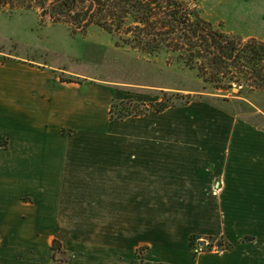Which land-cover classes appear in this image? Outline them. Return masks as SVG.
I'll return each instance as SVG.
<instances>
[{"label":"crops","instance_id":"crops-1","mask_svg":"<svg viewBox=\"0 0 264 264\" xmlns=\"http://www.w3.org/2000/svg\"><path fill=\"white\" fill-rule=\"evenodd\" d=\"M60 75L0 53V199L23 207L0 264H56L55 239L66 264H264V129L203 102L111 120L161 98ZM192 235L234 246L196 255Z\"/></svg>","mask_w":264,"mask_h":264},{"label":"rangeland","instance_id":"rangeland-1","mask_svg":"<svg viewBox=\"0 0 264 264\" xmlns=\"http://www.w3.org/2000/svg\"><path fill=\"white\" fill-rule=\"evenodd\" d=\"M183 1L220 31L264 40V0ZM39 12L0 6V53L32 60L65 78L110 82L118 92L132 93L136 98L156 100L166 93L177 104L173 107L203 102L264 129V89L244 88L240 93L237 86L226 91L217 89L209 76L204 80L197 70L178 62L171 51L148 54L125 43V26L122 39L95 23L85 32H74L68 24L51 22L48 16L41 21ZM185 101L190 102L182 105ZM2 185L10 189L7 183ZM6 194L0 199V218L9 215L10 209L14 213L23 208L15 200L16 193ZM66 254H57L54 262L66 264Z\"/></svg>","mask_w":264,"mask_h":264},{"label":"trees","instance_id":"trees-1","mask_svg":"<svg viewBox=\"0 0 264 264\" xmlns=\"http://www.w3.org/2000/svg\"><path fill=\"white\" fill-rule=\"evenodd\" d=\"M86 1L0 0V6L40 10L41 21L48 16L51 22L68 24L74 32H85L95 23L122 39L121 31L125 26V43L148 54L171 51L178 62L197 70L204 80L209 76V81L217 89L226 91L237 86L239 93L244 88L264 89V40L244 39L240 35L220 31L183 0H88L89 5ZM60 79L68 83L82 82L79 78L62 75ZM176 105L164 93L161 100L150 104L134 99H114L109 113L111 120L123 121L128 117L145 115L151 109L161 113ZM0 145L5 146L2 142ZM201 239L210 240L208 247ZM201 244L203 246L197 250ZM190 245L196 255L202 251H213L215 246L218 250H229L234 246L223 236L199 235L190 237ZM52 251L54 260H57V254L66 253L57 239L53 241Z\"/></svg>","mask_w":264,"mask_h":264},{"label":"built area","instance_id":"built-area-1","mask_svg":"<svg viewBox=\"0 0 264 264\" xmlns=\"http://www.w3.org/2000/svg\"><path fill=\"white\" fill-rule=\"evenodd\" d=\"M201 242H203V244H204L206 247H208V245L210 244V240H208V239H201ZM203 244H201V246L198 245V246L196 247V249H197V250H200V249H201L200 247H202ZM213 251H221V250H218L217 247L215 246L214 249H213ZM202 252H203V251H202ZM200 253H201V252H200Z\"/></svg>","mask_w":264,"mask_h":264},{"label":"water","instance_id":"water-1","mask_svg":"<svg viewBox=\"0 0 264 264\" xmlns=\"http://www.w3.org/2000/svg\"><path fill=\"white\" fill-rule=\"evenodd\" d=\"M235 90H238L237 88H235Z\"/></svg>","mask_w":264,"mask_h":264}]
</instances>
